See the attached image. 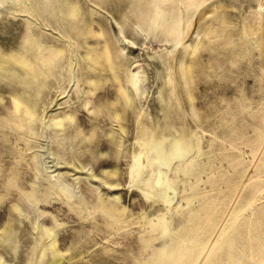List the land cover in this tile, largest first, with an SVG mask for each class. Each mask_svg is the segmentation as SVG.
Segmentation results:
<instances>
[{"label":"rangeland","instance_id":"obj_1","mask_svg":"<svg viewBox=\"0 0 264 264\" xmlns=\"http://www.w3.org/2000/svg\"><path fill=\"white\" fill-rule=\"evenodd\" d=\"M0 264H264V0H0Z\"/></svg>","mask_w":264,"mask_h":264}]
</instances>
